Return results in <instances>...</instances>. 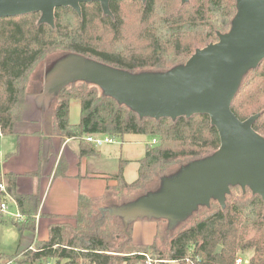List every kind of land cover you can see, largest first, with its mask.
Returning a JSON list of instances; mask_svg holds the SVG:
<instances>
[{"label":"trees","instance_id":"1","mask_svg":"<svg viewBox=\"0 0 264 264\" xmlns=\"http://www.w3.org/2000/svg\"><path fill=\"white\" fill-rule=\"evenodd\" d=\"M109 7L108 14L99 1L81 3L80 11L70 5L61 6L55 10L54 24L42 22L39 11L0 17V135L15 131L30 74L49 52H75L127 74L147 67L168 72L184 65L198 48L217 42L221 34L228 33L239 2L111 0ZM91 82L88 78L81 84L73 79L58 84L53 134L63 139L78 138L81 155L97 152L94 143L85 138L89 134L113 138L145 134L156 142L146 143L134 181L125 179L123 160L118 173L111 176L116 184L108 185L103 196L80 194L78 209L69 216L74 218V225L52 223L47 239H37L33 245L12 254L0 252V262L5 259L14 264H168L175 260L192 264L187 261L191 258L193 264H236L238 256L252 250V256L243 264H264V200L250 186L237 194L239 183L231 184L224 206L212 202L211 207L186 220L178 231L174 232L172 225L164 230L166 219L143 217L155 220L157 230L151 243L134 244L133 224L137 215L124 217L118 213H131L143 200L159 194L167 181L177 182L178 169L183 164L214 156L221 146L220 133L207 113L175 118L145 116ZM73 99L81 103L78 124L70 121ZM231 108L242 120L255 115L253 128L264 137V58L245 71ZM59 173L60 168L56 174ZM4 177L22 215L13 219L14 224L22 232L35 234L41 208L39 193L20 192L18 174L14 172L5 173ZM1 178L0 172V181ZM6 199L0 191V205Z\"/></svg>","mask_w":264,"mask_h":264},{"label":"water","instance_id":"2","mask_svg":"<svg viewBox=\"0 0 264 264\" xmlns=\"http://www.w3.org/2000/svg\"><path fill=\"white\" fill-rule=\"evenodd\" d=\"M93 1L111 13V0H0V17L39 11L42 22L54 24L56 8L70 5L80 11L81 3ZM238 2L231 30L217 42L198 48L183 66L167 75L131 76L103 64L85 68L83 59L60 74L58 84L85 71L84 76L142 115L175 118L207 113L217 127L221 146L216 154L197 162L186 177L143 200L130 214L145 209L184 213L214 196L223 201L229 185L237 182L250 186L264 200V137L253 128L255 115L242 120L231 108L242 72L264 58V0Z\"/></svg>","mask_w":264,"mask_h":264},{"label":"crops","instance_id":"3","mask_svg":"<svg viewBox=\"0 0 264 264\" xmlns=\"http://www.w3.org/2000/svg\"><path fill=\"white\" fill-rule=\"evenodd\" d=\"M46 99L44 94L39 98L28 96L24 116L16 123L15 131L11 135H0L2 139L12 137L7 142L0 138V156L4 157L0 165L1 174L7 172L18 174V190L23 193H39L41 199L37 230L35 234L28 231L32 236L26 247L33 245L37 239H47L49 232L47 228L50 224L73 223L70 220L74 219L69 216L76 213L80 194L94 198L103 196L108 185L116 184V180L111 176L118 173L101 172L95 170L93 165L88 166V157L96 155L94 157L100 158L103 155L100 149L102 145H95L97 149L95 154L81 155L78 138L63 139L52 133L53 109H47ZM80 117L79 105L74 103L73 112L70 108L71 123L78 124ZM140 159L135 160L139 163ZM58 168L62 173L56 174ZM32 171H36L35 174H27ZM148 222L151 238L142 245L151 243L157 230L155 220ZM42 227H46V230ZM40 228L43 231L42 239L37 235ZM133 242L140 245L139 241L135 242L134 235Z\"/></svg>","mask_w":264,"mask_h":264},{"label":"rangeland","instance_id":"4","mask_svg":"<svg viewBox=\"0 0 264 264\" xmlns=\"http://www.w3.org/2000/svg\"><path fill=\"white\" fill-rule=\"evenodd\" d=\"M79 59H83L85 68H88L91 65H96V66L101 65V63H99L97 60L88 58L84 55H81L75 52L65 51L63 49H58V50L49 52L46 58L42 59L37 64L35 69L31 72L29 80L27 81L28 83H27L26 96L27 97L32 96V98L34 96L35 98H39L41 97V95L44 94L45 97L47 98L46 103H45L48 106L47 109H54L55 102H56V98L54 97V95L58 87L57 82H58L59 76L60 74H63V71H65V69H67L70 65H73L74 63H76ZM173 69L174 68H172L171 70ZM140 70L141 71L135 74H129V75L148 76V77L155 78V77H162L164 75H167L171 71L169 70L168 72H162L160 70H157V69L153 70L152 68H148V67L141 68ZM245 71L246 70L242 72L243 73L242 77L245 75ZM85 73H86L85 71L81 72L78 75V77L73 78V80H77V82L81 84L82 81L88 79L86 76H84ZM90 84L97 86L100 90L107 89L103 85L93 80ZM27 97H26V101H27ZM25 103L22 105L21 119L24 116ZM74 103L79 105V112H80L81 108H80V102L78 99L72 100V104H73V106H71L72 112L74 108ZM1 136L0 138L2 139ZM101 136L104 137V135H101ZM10 138H6L2 140H5V142H7ZM114 138H115V142H113L112 144H103L102 146H100V149L102 150V153H103V155L100 158L94 157L96 155H92V157L90 158L88 157V160H89L88 166L93 165L95 167L94 168L95 170L101 171V172H107V173H109L110 171L118 172L122 159H130L131 161H128L124 164V175L128 182H132L138 176L139 163H137L135 159H140L144 156L145 149H146V143L152 142L153 138L150 135L136 134V133H130L124 136H116ZM3 159L4 157L0 156V165ZM196 164H197V161L183 164L178 169L177 181H180L184 177H186V175L190 171L193 170ZM170 183L171 182L167 181L165 185L158 191V193L165 192ZM172 183H176V181ZM237 183L241 185L240 186L238 184L241 188L237 189L236 193L240 194V193L246 192L247 186H243L240 182H237ZM237 183H233V184H237ZM231 184L229 185V191L225 194V199L223 201H221L217 196H214L211 198L210 202L196 205L184 213L180 212V213L173 214V213H164L157 209H145L144 211L138 214H130V212H127V213L120 212L118 214H121V215L123 214L124 217H129L131 215L138 216L134 218L133 235H134L135 242L139 241L140 245H142L144 243H147V241L151 238V234L149 233L150 223L148 222L147 219H143V217H152L154 219H159V218L166 219V222L163 223L162 225V227L165 228L164 230H166L167 225H172V227L174 228V232L178 231L184 226V223L186 220L196 215L198 212H202L206 210L208 207H211L212 202L220 203L224 206L227 200V194L231 191ZM137 197L138 196H136L135 198ZM9 208L12 211L17 210V207L14 203H11ZM13 218H14L13 216L5 213L3 215L2 220L0 221V252L7 253V254H12L17 251H20V249L26 248V246L28 245V241L30 237L32 236L29 234L28 231L22 232L20 228L14 224ZM70 221L73 222V223L68 222L71 225L75 224V220H70ZM42 229L46 230V227H42ZM42 232L43 231L40 228V233L38 231V234H37L40 239H42L41 238L43 234ZM252 254H253V251L248 250L244 253L243 257L246 260H249ZM6 261L7 260L4 259L0 263L3 264ZM4 264H14V263L6 262ZM168 264H179V263L174 260V261H170Z\"/></svg>","mask_w":264,"mask_h":264},{"label":"built area","instance_id":"5","mask_svg":"<svg viewBox=\"0 0 264 264\" xmlns=\"http://www.w3.org/2000/svg\"><path fill=\"white\" fill-rule=\"evenodd\" d=\"M88 141L94 143V145L96 146H100L103 145L105 143H112L115 142V138L109 136V135H104V137H102L99 134H89L85 137ZM153 142H156V139L152 140ZM0 191L3 192V194L5 195V197L7 198L6 200H4L1 205H0V215H4L5 213L13 216L14 218H20L22 217L21 213L19 212V210L17 209L16 211H12L10 210L9 206L11 203H14L16 205L15 200L13 199V197L11 196L10 192L8 191L7 188V184L5 181V177L4 174H2V178L0 181ZM10 199V202L7 201ZM17 207V205H16ZM32 248V247H31ZM150 262V258H148ZM187 261L189 263H194L193 260L191 258H187ZM247 260L241 255L238 256L237 260H236V264H243L244 262H246Z\"/></svg>","mask_w":264,"mask_h":264}]
</instances>
